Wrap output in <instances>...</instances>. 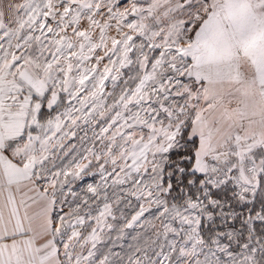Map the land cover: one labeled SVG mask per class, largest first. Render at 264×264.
<instances>
[{
	"label": "snow or ice",
	"instance_id": "1",
	"mask_svg": "<svg viewBox=\"0 0 264 264\" xmlns=\"http://www.w3.org/2000/svg\"><path fill=\"white\" fill-rule=\"evenodd\" d=\"M0 264H264V0H0Z\"/></svg>",
	"mask_w": 264,
	"mask_h": 264
},
{
	"label": "rangeland",
	"instance_id": "2",
	"mask_svg": "<svg viewBox=\"0 0 264 264\" xmlns=\"http://www.w3.org/2000/svg\"><path fill=\"white\" fill-rule=\"evenodd\" d=\"M89 182H90V180H89ZM76 191H77V192H80V188L77 187V188H76ZM81 194H82V193H81ZM69 198H71V197H69Z\"/></svg>",
	"mask_w": 264,
	"mask_h": 264
}]
</instances>
